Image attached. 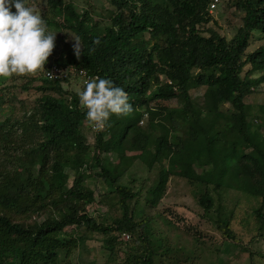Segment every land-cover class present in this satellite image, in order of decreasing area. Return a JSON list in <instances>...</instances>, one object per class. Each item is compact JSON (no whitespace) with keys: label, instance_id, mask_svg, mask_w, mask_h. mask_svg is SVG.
Here are the masks:
<instances>
[{"label":"trees","instance_id":"16d2710c","mask_svg":"<svg viewBox=\"0 0 264 264\" xmlns=\"http://www.w3.org/2000/svg\"><path fill=\"white\" fill-rule=\"evenodd\" d=\"M106 2L107 22L100 25L70 1L46 0L45 22L72 33L82 48L77 56L62 43L59 55L47 58L45 71L56 65L68 72L62 81L46 80L44 71L22 75V91L38 82V95L0 123V264H70L93 234L106 237L102 246L111 258L121 251V235L128 236L120 264H161L146 209L157 208L171 178L192 189L202 218L216 215L212 229L224 240H235L229 219L219 215L221 194L229 190L256 202L252 214L258 233L264 231V106L251 124L245 103L264 84V45L247 51L254 33L264 35V0H219L211 12V0ZM221 2L241 14L230 39L208 27ZM80 71L110 78L133 106L92 131L91 143L82 134L87 119L79 92L62 85ZM7 79H0V105L13 110L18 99L3 95L17 86ZM201 87L192 97L190 90ZM138 162L156 169L144 190L129 178ZM101 185L109 191L101 193ZM95 202L117 214L99 221L100 214H89Z\"/></svg>","mask_w":264,"mask_h":264},{"label":"rangeland","instance_id":"374dc122","mask_svg":"<svg viewBox=\"0 0 264 264\" xmlns=\"http://www.w3.org/2000/svg\"><path fill=\"white\" fill-rule=\"evenodd\" d=\"M70 1L78 11L86 10L100 25L107 22L109 6L106 0H67ZM28 6L34 7L46 21L51 17L46 6V0H26ZM11 11H15L11 8ZM212 23L208 27L219 32L221 35L230 39L237 26H239V16L241 14L234 11L233 8H226L224 2H221L217 10L211 13ZM47 30L56 33L55 47L49 58H56L59 55L62 43L75 46L77 38L69 31L55 28L52 24H47ZM262 37V38H260ZM264 45V35L253 34L248 52L253 51L259 46ZM249 66L244 68L242 75L246 73ZM39 75V72L32 76ZM14 79H7V84L16 85L17 88L5 90L4 99L11 100L15 96L18 100H13L15 109L7 108L6 104L0 105V123L3 119L11 114L20 115L22 112L19 107L21 101L24 107L31 105L38 93L35 91L34 84L26 91H22L20 84L25 80L22 75H14ZM64 89L72 92H79L83 89L80 78H71L68 83H63ZM204 87L192 88L190 94L192 97L200 96ZM13 93V94H12ZM11 98V99H10ZM245 103L251 106V115L248 122L255 124V116L259 114V108L264 106V84L256 89V92L245 98ZM170 106H175V102H169ZM227 107V105H226ZM151 119H154L156 110L153 109ZM145 124V119L141 125ZM82 129V134L89 143L93 140V133L88 123ZM114 165L120 167L121 157L114 160ZM131 172V175H130ZM156 177V169L148 172L141 163H135L129 171V178L135 179V186L143 184V190L150 185ZM126 180V179H125ZM145 180V181H144ZM89 186L93 189L95 181L93 178L88 181ZM152 184V183H151ZM109 191L105 186H100V192ZM192 189L181 178H171L168 182L166 193L156 209L146 211L152 218L151 229L154 232L152 248L161 254V264H264V231L258 233L255 217L252 210L256 205L254 200H248L238 191L229 190L222 193V208L219 214L224 219H229L230 227L235 235L234 241L224 240L223 237L212 229L214 217L210 220L202 218V211L195 201ZM216 199V195H214ZM98 198L96 197V202ZM96 202L89 206V214L96 216L100 214L99 221H110L112 216L117 212H111V215L105 214L104 206H99ZM217 202V201H216ZM143 204V200L139 201ZM133 204V202H131ZM143 207L138 206L137 210L142 211ZM211 216V214H210ZM102 219V220H101ZM169 220L172 225L166 223ZM80 232V229H76ZM106 237L102 234H93L91 238L80 243L78 248L71 255L70 264H120L123 261L124 253L128 249V238L125 234L121 235L119 240L122 243L121 251L118 256L111 258L108 252L103 248ZM125 243V244H124ZM127 244V245H126ZM136 245L131 244L130 247Z\"/></svg>","mask_w":264,"mask_h":264},{"label":"clouds","instance_id":"9594fccd","mask_svg":"<svg viewBox=\"0 0 264 264\" xmlns=\"http://www.w3.org/2000/svg\"><path fill=\"white\" fill-rule=\"evenodd\" d=\"M55 36L26 0H0V79L45 71L44 65L55 47ZM94 43L98 44L99 38ZM81 48L77 40L74 54L79 56ZM78 95L87 121L96 130H102L110 116L127 115L133 110L127 92L110 78L89 79Z\"/></svg>","mask_w":264,"mask_h":264},{"label":"built area","instance_id":"2783aa9c","mask_svg":"<svg viewBox=\"0 0 264 264\" xmlns=\"http://www.w3.org/2000/svg\"><path fill=\"white\" fill-rule=\"evenodd\" d=\"M219 3V0H211L210 4H209V11L211 12L213 9H215L217 7ZM43 77L46 79V80H58V81H62L64 79H66L68 77V72L65 71V70H62L60 69L58 66L56 65H51L50 68H48L46 71H44L43 73ZM78 78H80L82 80V84L83 86L86 85V82L89 80V79H92V78H96L97 76L94 75V76H89V75H86L85 72H79V74L77 75ZM88 123V126L90 128L91 131H97L95 128H93L91 126V124L86 121ZM142 122H140L141 124ZM126 237L128 238V236L126 235Z\"/></svg>","mask_w":264,"mask_h":264}]
</instances>
